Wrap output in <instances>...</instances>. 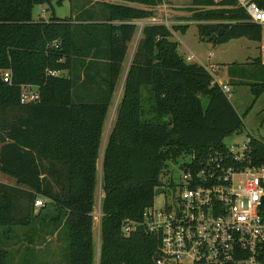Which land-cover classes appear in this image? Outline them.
<instances>
[{"label": "trees", "instance_id": "obj_1", "mask_svg": "<svg viewBox=\"0 0 264 264\" xmlns=\"http://www.w3.org/2000/svg\"><path fill=\"white\" fill-rule=\"evenodd\" d=\"M50 1L0 0V172L17 184L0 185V231L8 238L15 228H28L22 239L29 244L40 227L64 236L66 263L26 264H96L93 213L103 127L140 29L101 159L97 264H154L157 237L141 228L126 235L124 226L139 222L155 190L172 183L170 164L225 155L224 139L243 129L244 116L204 66L178 54L171 29L150 22L162 0H81L75 16L34 20V7ZM251 1L264 9V0ZM188 10L206 42L220 31L213 44L264 41V27L249 21L236 0H191ZM187 27L174 29L185 33ZM245 65L254 70L228 76L248 87L255 103L264 94V62L259 55ZM24 88L35 90L38 100L22 104ZM249 147L253 162L264 163V142L251 137ZM39 196L50 216L42 214L45 201L34 214ZM9 262L0 247V264Z\"/></svg>", "mask_w": 264, "mask_h": 264}, {"label": "built area", "instance_id": "obj_2", "mask_svg": "<svg viewBox=\"0 0 264 264\" xmlns=\"http://www.w3.org/2000/svg\"><path fill=\"white\" fill-rule=\"evenodd\" d=\"M236 1L249 21L264 27V9L251 0ZM2 79L9 83L10 73L5 72ZM220 85L223 92H229L228 86ZM38 98L35 90L24 88L20 102ZM247 137L242 147L225 145V155L188 158L181 166L177 191L173 183L163 187L164 194L173 188L174 195L159 210L152 206L139 222L128 221L124 226L126 235L141 228L157 237L154 264H264V163L253 162L251 137ZM42 206L43 201L37 199L34 207ZM99 207L93 217L100 221Z\"/></svg>", "mask_w": 264, "mask_h": 264}, {"label": "rangeland", "instance_id": "obj_3", "mask_svg": "<svg viewBox=\"0 0 264 264\" xmlns=\"http://www.w3.org/2000/svg\"><path fill=\"white\" fill-rule=\"evenodd\" d=\"M94 3L97 0H90ZM110 2L109 0H105ZM191 6V0H162V4L155 9V18L150 22L162 24L171 29V41L178 44V54L184 59L187 64H197L204 66L211 74H213L216 81L221 78H226L228 83H232L229 87L227 96L232 105L236 109L239 116L243 117L242 134L236 133L224 139V144L227 147H234L238 145L242 147L243 143H247L248 135L252 138L264 142V94H262L255 103H252L254 98L249 92L248 87L244 85H235L231 77L228 76L230 70L241 72L244 68L254 70L253 67L245 64L261 55V44L258 45L246 38L230 40L223 44H213L206 42L200 38L198 33V23L191 20V12L188 10ZM81 0H51L49 3L36 5L33 9L32 15L34 20L49 19L52 14L59 18L75 16L81 11ZM147 22V21H146ZM138 26L142 22H137ZM187 25L185 33L174 29V26ZM140 37V29H138L128 46V52L122 64V73L119 76L117 86L109 107L107 117L103 127L101 147L99 159L97 162V184L95 189V209L93 215L98 211L99 201L103 197L101 191V159L106 144L107 137L113 126L116 118V109L122 97L123 81L129 67L130 56L135 49L137 40ZM212 56L209 58V55ZM191 57V60H187ZM264 62V57H262ZM212 67L214 71H212ZM54 74V73H53ZM242 72L240 73V75ZM226 85V83H224ZM245 114V115H244ZM236 147V146H235ZM187 159H179L176 163L169 165V176L172 183L176 186L181 183L183 171L181 166ZM174 195L173 188H167L165 194L155 195L153 208L159 210L163 203L168 200L170 196ZM39 200L45 201L44 198L38 197ZM47 204L48 202L45 201ZM41 208L34 207V214L37 215ZM42 214L51 215V208L48 203L46 208H42ZM99 219L93 217V240L95 248V263L97 264L99 255ZM3 232L0 231V247H4L9 253V264H26L30 262H56L66 263L64 258V249L68 247L64 236L62 234L50 236L48 230L45 228H38L34 233H31V244L24 241L23 235L29 234V229L15 228L13 232L14 238L9 234V237H4ZM67 246V247H66Z\"/></svg>", "mask_w": 264, "mask_h": 264}, {"label": "crops", "instance_id": "obj_4", "mask_svg": "<svg viewBox=\"0 0 264 264\" xmlns=\"http://www.w3.org/2000/svg\"><path fill=\"white\" fill-rule=\"evenodd\" d=\"M33 16V15H32ZM34 19V18H33ZM153 22V21H152ZM132 56V55H131ZM130 56V58H131ZM216 80V79H215ZM222 80L225 81V83L227 82L226 78H221L220 81H217L219 84H222ZM1 147V144H0ZM0 185L2 186H6V187H16V181L13 178H10L9 176L3 174L0 172ZM20 188H23L22 186H20Z\"/></svg>", "mask_w": 264, "mask_h": 264}, {"label": "water", "instance_id": "obj_5", "mask_svg": "<svg viewBox=\"0 0 264 264\" xmlns=\"http://www.w3.org/2000/svg\"><path fill=\"white\" fill-rule=\"evenodd\" d=\"M222 33H223V32L220 31V32H218V33L212 35L210 38H208V42H215V41H217L218 37H220V36L222 35ZM224 83H225V81L222 80V84H224ZM168 120L170 121V118H168ZM240 134H242V130L236 132V135H240ZM164 192H165V189L162 187V188H157V189L155 190L154 194H155V195H160V194H164ZM156 258H157V256L154 255L153 259L155 260Z\"/></svg>", "mask_w": 264, "mask_h": 264}]
</instances>
